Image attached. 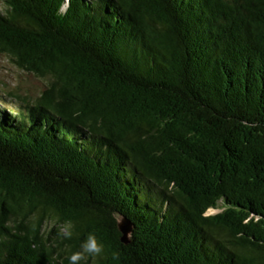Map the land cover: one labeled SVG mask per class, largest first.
Returning a JSON list of instances; mask_svg holds the SVG:
<instances>
[{
  "label": "trees",
  "instance_id": "obj_1",
  "mask_svg": "<svg viewBox=\"0 0 264 264\" xmlns=\"http://www.w3.org/2000/svg\"><path fill=\"white\" fill-rule=\"evenodd\" d=\"M5 1L0 264H264V0Z\"/></svg>",
  "mask_w": 264,
  "mask_h": 264
},
{
  "label": "rangeland",
  "instance_id": "obj_2",
  "mask_svg": "<svg viewBox=\"0 0 264 264\" xmlns=\"http://www.w3.org/2000/svg\"><path fill=\"white\" fill-rule=\"evenodd\" d=\"M6 1L0 0V10H6ZM46 79L36 76L34 73L18 67L6 55L0 53V94L10 96V91L17 90L23 96H26L30 101L34 100L45 86ZM13 102V103H12ZM9 104H17L10 98ZM222 210V207L210 209L209 214L216 213ZM121 223H124L121 219ZM53 221L48 224L51 227ZM60 226V228H63Z\"/></svg>",
  "mask_w": 264,
  "mask_h": 264
},
{
  "label": "clouds",
  "instance_id": "obj_3",
  "mask_svg": "<svg viewBox=\"0 0 264 264\" xmlns=\"http://www.w3.org/2000/svg\"><path fill=\"white\" fill-rule=\"evenodd\" d=\"M130 234V233H129ZM59 235L62 239H71L74 235L73 226L70 222L60 229ZM105 246L98 241L94 233H89L80 245V249L73 251L68 256L69 264H88L89 258H100L104 255ZM111 258L115 261L120 259V253L113 251Z\"/></svg>",
  "mask_w": 264,
  "mask_h": 264
}]
</instances>
